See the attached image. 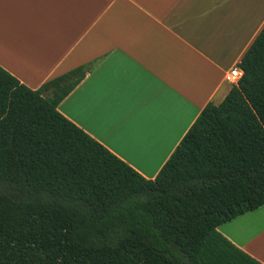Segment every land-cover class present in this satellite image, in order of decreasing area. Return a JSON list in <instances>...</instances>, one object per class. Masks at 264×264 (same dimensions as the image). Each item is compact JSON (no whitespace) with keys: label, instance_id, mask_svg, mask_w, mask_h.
Wrapping results in <instances>:
<instances>
[{"label":"trees","instance_id":"obj_1","mask_svg":"<svg viewBox=\"0 0 264 264\" xmlns=\"http://www.w3.org/2000/svg\"><path fill=\"white\" fill-rule=\"evenodd\" d=\"M243 75L147 180L0 67V264H259L217 228L264 205V26Z\"/></svg>","mask_w":264,"mask_h":264},{"label":"crops","instance_id":"obj_2","mask_svg":"<svg viewBox=\"0 0 264 264\" xmlns=\"http://www.w3.org/2000/svg\"><path fill=\"white\" fill-rule=\"evenodd\" d=\"M264 26V0H0V67L31 90L89 71L57 111L152 180ZM264 264V205L220 225Z\"/></svg>","mask_w":264,"mask_h":264},{"label":"built area","instance_id":"obj_3","mask_svg":"<svg viewBox=\"0 0 264 264\" xmlns=\"http://www.w3.org/2000/svg\"><path fill=\"white\" fill-rule=\"evenodd\" d=\"M242 75H243V71L237 64V65L232 66L231 69L228 71V73L226 74V80L230 84L236 85L237 82L242 77Z\"/></svg>","mask_w":264,"mask_h":264}]
</instances>
